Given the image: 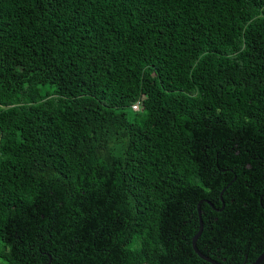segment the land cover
Returning a JSON list of instances; mask_svg holds the SVG:
<instances>
[{"label": "trees", "instance_id": "trees-1", "mask_svg": "<svg viewBox=\"0 0 264 264\" xmlns=\"http://www.w3.org/2000/svg\"><path fill=\"white\" fill-rule=\"evenodd\" d=\"M198 204L264 252V0H0V264H212Z\"/></svg>", "mask_w": 264, "mask_h": 264}, {"label": "water", "instance_id": "water-1", "mask_svg": "<svg viewBox=\"0 0 264 264\" xmlns=\"http://www.w3.org/2000/svg\"><path fill=\"white\" fill-rule=\"evenodd\" d=\"M197 212H198V217H199V229L197 231V233L194 235V237L192 238V249L193 251L203 260H206L212 264H218L214 261H211L210 259L204 257L196 248V240L198 239V237L201 234L202 231V222L200 219V209H199V204L197 205ZM264 260V252L261 253L252 263L250 264H260L262 261ZM242 264H246L245 262H243Z\"/></svg>", "mask_w": 264, "mask_h": 264}, {"label": "built area", "instance_id": "built-area-1", "mask_svg": "<svg viewBox=\"0 0 264 264\" xmlns=\"http://www.w3.org/2000/svg\"><path fill=\"white\" fill-rule=\"evenodd\" d=\"M132 108H133L134 110H136V109L138 108V103L134 104V105L132 106Z\"/></svg>", "mask_w": 264, "mask_h": 264}]
</instances>
